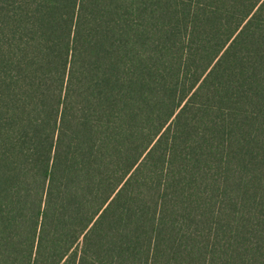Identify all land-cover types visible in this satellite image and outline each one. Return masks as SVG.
<instances>
[{
    "label": "trees",
    "instance_id": "obj_1",
    "mask_svg": "<svg viewBox=\"0 0 264 264\" xmlns=\"http://www.w3.org/2000/svg\"><path fill=\"white\" fill-rule=\"evenodd\" d=\"M0 264H264V0H0Z\"/></svg>",
    "mask_w": 264,
    "mask_h": 264
}]
</instances>
